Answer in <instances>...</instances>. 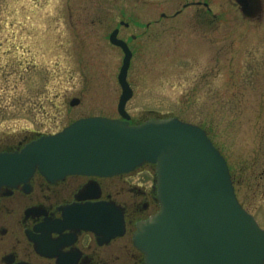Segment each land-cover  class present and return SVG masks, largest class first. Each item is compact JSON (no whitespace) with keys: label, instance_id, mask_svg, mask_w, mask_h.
Segmentation results:
<instances>
[{"label":"rangeland","instance_id":"1","mask_svg":"<svg viewBox=\"0 0 264 264\" xmlns=\"http://www.w3.org/2000/svg\"><path fill=\"white\" fill-rule=\"evenodd\" d=\"M184 2L0 0V150L80 118H120L124 54L109 41L119 28L133 51L128 81L134 95L126 106L132 124L176 117L199 125L230 163L258 151L264 20H245L229 0L214 6L218 35L188 21L191 9L175 20L161 18ZM74 98L79 105H70ZM153 173L142 169L125 178L148 190Z\"/></svg>","mask_w":264,"mask_h":264},{"label":"water","instance_id":"2","mask_svg":"<svg viewBox=\"0 0 264 264\" xmlns=\"http://www.w3.org/2000/svg\"><path fill=\"white\" fill-rule=\"evenodd\" d=\"M236 1L246 19L262 21L264 0ZM109 40L124 53L120 118H80L56 134L0 152V188L26 184L37 171L53 181L68 175L109 177L154 164L161 210L140 223L135 236L148 264H264V230L239 204L226 159L207 132L176 117L130 124L133 52L119 29ZM79 104L78 98L70 102ZM79 209L84 215L73 221L87 230L113 224L104 205Z\"/></svg>","mask_w":264,"mask_h":264},{"label":"flooded vegetation","instance_id":"3","mask_svg":"<svg viewBox=\"0 0 264 264\" xmlns=\"http://www.w3.org/2000/svg\"><path fill=\"white\" fill-rule=\"evenodd\" d=\"M229 3L240 10L236 0ZM214 6L218 7L217 0H185L172 15L162 13L161 18L175 20L191 9L188 21L218 35L221 17ZM120 24L129 27L123 21ZM226 161L239 203L264 229V134L258 151ZM150 168L155 171L148 164L128 174L68 175L53 181L36 172L26 184L1 187L0 264H148L135 236L139 224L161 209L154 173L148 190L128 185L125 177ZM99 204L111 211L110 227L87 230L74 223L84 215L79 208ZM98 221L104 224L103 218Z\"/></svg>","mask_w":264,"mask_h":264}]
</instances>
